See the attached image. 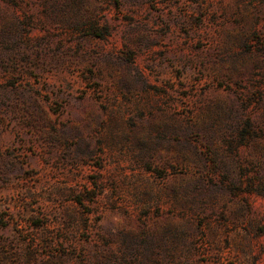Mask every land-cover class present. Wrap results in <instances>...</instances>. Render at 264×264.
Here are the masks:
<instances>
[{"label":"rangeland","instance_id":"rangeland-1","mask_svg":"<svg viewBox=\"0 0 264 264\" xmlns=\"http://www.w3.org/2000/svg\"><path fill=\"white\" fill-rule=\"evenodd\" d=\"M0 264H264V0H0Z\"/></svg>","mask_w":264,"mask_h":264}]
</instances>
